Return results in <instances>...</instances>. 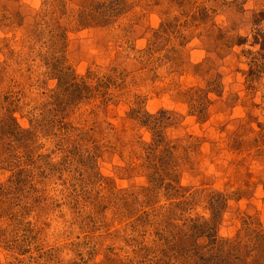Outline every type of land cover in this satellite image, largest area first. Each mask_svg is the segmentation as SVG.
Returning a JSON list of instances; mask_svg holds the SVG:
<instances>
[{
	"label": "rangeland",
	"instance_id": "374dc122",
	"mask_svg": "<svg viewBox=\"0 0 264 264\" xmlns=\"http://www.w3.org/2000/svg\"><path fill=\"white\" fill-rule=\"evenodd\" d=\"M0 264H264V0H0Z\"/></svg>",
	"mask_w": 264,
	"mask_h": 264
}]
</instances>
